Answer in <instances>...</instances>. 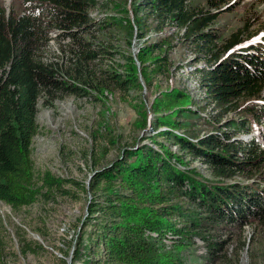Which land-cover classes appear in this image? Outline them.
Listing matches in <instances>:
<instances>
[{
    "label": "trees",
    "instance_id": "1",
    "mask_svg": "<svg viewBox=\"0 0 264 264\" xmlns=\"http://www.w3.org/2000/svg\"><path fill=\"white\" fill-rule=\"evenodd\" d=\"M222 2L201 7L190 0H22V9L8 10L0 0V201L16 210L39 195L69 194L65 185L75 183L48 170L36 172L33 143L41 102L106 89L138 92L155 74L170 72L176 35L192 46L196 63L206 60L194 71L206 103L214 105L205 117L212 130L192 133L203 109L192 106L184 86L162 90L149 106L138 103L134 123L144 131L150 125L153 133L141 138L151 142L124 149L112 166L95 174L69 264H191L183 251L196 235L208 245L209 261L219 258L228 240L207 232L256 223L264 235V40L240 45L250 34L244 35L245 23L219 44L212 24ZM99 3L114 12L93 15ZM150 28L164 32L151 38ZM114 31L125 34L126 48L110 37L117 36ZM134 37L137 52L130 48ZM230 131L253 138L237 139ZM186 153L201 158L216 178L190 167ZM238 174L254 180H228Z\"/></svg>",
    "mask_w": 264,
    "mask_h": 264
},
{
    "label": "rangeland",
    "instance_id": "2",
    "mask_svg": "<svg viewBox=\"0 0 264 264\" xmlns=\"http://www.w3.org/2000/svg\"><path fill=\"white\" fill-rule=\"evenodd\" d=\"M190 1L201 7H211L209 0ZM2 2L8 10L13 5L18 10L25 6L22 0ZM220 8L222 9L212 24L221 35L217 39L219 44L233 31L244 27L245 23L249 26L244 35L250 32L245 36L246 43L264 40V0H224ZM108 12H114V9L101 3L91 10L97 17H103ZM167 28L168 32L173 31L172 27ZM114 32L117 36L113 34L110 37L120 41L123 48H126L125 34ZM163 32L158 33L154 28H150L146 36L155 38ZM174 39L176 44L169 52L170 72L155 74L152 84L148 86L144 83L138 92L132 90L126 95L118 89H106L103 93L88 96L68 94L56 99L51 105L40 103L37 116L40 132L33 143L36 172L39 174L48 170L56 176L74 180L75 183L65 185V188L70 190L69 194L53 191L48 193V196L39 195L33 204L22 209L16 210L0 201V264H69L68 258L71 257L75 238L83 229L88 203L93 197L89 183L95 174L112 166L123 156L124 149L136 147L141 141L151 142L150 138H141L146 133H153L150 125L144 131L134 123L139 115L138 103L144 101L149 106L162 90L171 85L184 86L191 93L192 106H201L203 109L204 117L194 118L192 133L197 136L212 130L205 117L215 111L212 107L214 105L206 103L204 91L199 84V74L194 71L196 64L201 66L206 60L202 58L196 63L192 46L179 39L178 35ZM51 43L52 48H55L57 41L51 40ZM130 48L134 52L138 51V41L135 37ZM231 114H235V111H231L229 115ZM183 118L186 119V116ZM226 128L224 125V129ZM178 132L184 134L187 130ZM230 133L244 141L252 138L250 132ZM166 143L174 152L185 153L179 145ZM188 155L186 153L185 157L190 167L197 168L206 177L216 178L201 158ZM228 180L251 182L254 179L238 174L234 179ZM87 230L90 233L93 227ZM207 234L213 238L228 240L224 248L218 250L219 258L207 260L208 245L196 235L192 247L183 251L189 263L264 264V235L256 223L245 224L243 228L232 225ZM166 244L168 249L173 247L171 236L166 239ZM67 251L70 252L69 257ZM80 263L82 264V261Z\"/></svg>",
    "mask_w": 264,
    "mask_h": 264
},
{
    "label": "bare ground",
    "instance_id": "3",
    "mask_svg": "<svg viewBox=\"0 0 264 264\" xmlns=\"http://www.w3.org/2000/svg\"><path fill=\"white\" fill-rule=\"evenodd\" d=\"M250 134H252V133H250ZM252 138H253V137H252ZM252 138H251V139H252ZM251 139H250V140H251Z\"/></svg>",
    "mask_w": 264,
    "mask_h": 264
},
{
    "label": "water",
    "instance_id": "4",
    "mask_svg": "<svg viewBox=\"0 0 264 264\" xmlns=\"http://www.w3.org/2000/svg\"><path fill=\"white\" fill-rule=\"evenodd\" d=\"M241 45V44H240Z\"/></svg>",
    "mask_w": 264,
    "mask_h": 264
}]
</instances>
